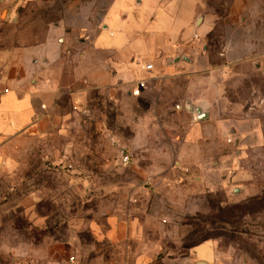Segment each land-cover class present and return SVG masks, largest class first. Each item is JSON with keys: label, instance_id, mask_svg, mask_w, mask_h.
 Segmentation results:
<instances>
[{"label": "rangeland", "instance_id": "rangeland-1", "mask_svg": "<svg viewBox=\"0 0 264 264\" xmlns=\"http://www.w3.org/2000/svg\"><path fill=\"white\" fill-rule=\"evenodd\" d=\"M71 1L0 0V49L41 41ZM205 1L210 13L224 16L237 0ZM254 3L264 12V0ZM262 22L255 29L264 41V13ZM218 38L209 42L214 56ZM261 75L247 72L235 91L246 107L240 123L249 140L241 149L220 123L200 125L202 137L188 141L186 117L122 90L64 99L67 117L52 135L23 142L19 165L0 172V264H171L204 240L244 264H264ZM207 130L219 134L206 138ZM224 161L228 171L212 173Z\"/></svg>", "mask_w": 264, "mask_h": 264}, {"label": "crops", "instance_id": "crops-1", "mask_svg": "<svg viewBox=\"0 0 264 264\" xmlns=\"http://www.w3.org/2000/svg\"><path fill=\"white\" fill-rule=\"evenodd\" d=\"M254 4L237 0L219 16L209 12L204 0L68 2L63 18L47 25L41 41L0 49V172L19 165L17 157L26 152L23 142L52 135L67 117L61 113L64 99L84 101L92 89L108 90L112 96L122 90L135 99L130 93L139 81L147 82L140 98L191 123L188 141L202 137L200 125L220 123L230 126V144L243 148L249 138L240 123L246 107L235 101L240 98L235 91L247 72L262 76L264 71V41L255 29L263 24L264 12ZM13 23L17 28L16 19ZM251 30L256 37L247 34ZM216 34L221 52L214 56L209 42ZM148 64L154 68L150 73L143 69ZM198 109L206 115L204 121ZM218 134L204 131L206 138ZM36 150L34 145L28 151ZM227 163H218L212 173L224 175ZM171 264L244 262L219 252L210 240Z\"/></svg>", "mask_w": 264, "mask_h": 264}, {"label": "built area", "instance_id": "built-area-1", "mask_svg": "<svg viewBox=\"0 0 264 264\" xmlns=\"http://www.w3.org/2000/svg\"><path fill=\"white\" fill-rule=\"evenodd\" d=\"M146 72L150 73L153 71V65L148 64L143 68ZM147 89V82L146 81H139L137 82V85L135 89L131 92V96L138 98L142 95V92ZM125 163H127V159L124 160ZM0 165H2V161L0 159ZM70 262H74V258H70Z\"/></svg>", "mask_w": 264, "mask_h": 264}, {"label": "water", "instance_id": "water-1", "mask_svg": "<svg viewBox=\"0 0 264 264\" xmlns=\"http://www.w3.org/2000/svg\"><path fill=\"white\" fill-rule=\"evenodd\" d=\"M197 113L199 114V120H205L206 115L201 110L198 109Z\"/></svg>", "mask_w": 264, "mask_h": 264}, {"label": "trees", "instance_id": "trees-1", "mask_svg": "<svg viewBox=\"0 0 264 264\" xmlns=\"http://www.w3.org/2000/svg\"><path fill=\"white\" fill-rule=\"evenodd\" d=\"M206 241H208V240H204L202 243H204ZM202 243H200V244H202ZM200 244H196L195 246H193V248L199 246Z\"/></svg>", "mask_w": 264, "mask_h": 264}]
</instances>
